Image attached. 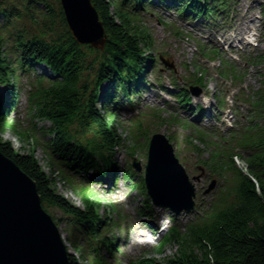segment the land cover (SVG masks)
I'll return each instance as SVG.
<instances>
[{
	"label": "trees",
	"instance_id": "trees-1",
	"mask_svg": "<svg viewBox=\"0 0 264 264\" xmlns=\"http://www.w3.org/2000/svg\"><path fill=\"white\" fill-rule=\"evenodd\" d=\"M15 1L0 6V84L8 88L4 100L0 96V134L12 129L22 141L30 142L31 138L34 145L38 141L32 132H20L9 116L17 106L20 88L16 85L25 77L30 85L29 108L37 119L50 122L42 132L49 139L41 143L53 160L63 164L61 181L75 186V193L85 198V207H76L54 189V177L42 169L33 152L21 153L1 136L0 151L37 183L43 207H57L70 218L69 239L80 256L69 254V264H113L111 259L117 258L120 248L111 226L121 227L122 215L118 221L100 216L98 209L103 202L91 201L92 187L80 185L75 179L89 173L104 177L115 166V151L126 144L118 132L121 122L112 105L121 97L132 105L143 73L158 59L151 55L154 41L147 28L140 25L141 13L157 2L174 7L182 16L209 19L208 27H212L234 0H92L107 33L103 50L75 41L60 0ZM261 6L264 15V3ZM24 18L36 25L34 31L23 26ZM217 53L213 52L215 56ZM252 60L264 62V55ZM38 64H44L53 76L38 75ZM223 65L222 76L234 80L242 77L233 64L224 61ZM197 70L190 82L204 86L205 73ZM104 83H110V87L102 100L100 89ZM177 99L180 104L190 101L186 88L180 90ZM256 99L252 102L254 109L264 112V96L257 95ZM258 116L261 126L257 122L236 132L228 147L210 161V168L221 171L232 183L220 200L222 204L216 202L205 210L196 223L187 226L186 234L174 219L164 242L143 252L131 264H161L153 255L164 254L166 247L174 243L180 245V250L168 264H264V114ZM143 121L139 117L129 127L137 132L136 137L148 142ZM199 135L206 143L203 134ZM191 140L190 145L194 144ZM139 145L131 146L133 155ZM193 147L201 156L200 146ZM237 149L248 156L235 152ZM235 156L246 161V173L236 167ZM122 171L125 180L130 181L128 186L146 197L144 204L149 209L143 178L134 171L131 161ZM111 210L115 211L116 206Z\"/></svg>",
	"mask_w": 264,
	"mask_h": 264
},
{
	"label": "rangeland",
	"instance_id": "rangeland-1",
	"mask_svg": "<svg viewBox=\"0 0 264 264\" xmlns=\"http://www.w3.org/2000/svg\"><path fill=\"white\" fill-rule=\"evenodd\" d=\"M14 1L0 0V6ZM262 2L263 0H234L230 10L223 15V18L215 22L217 27H208L209 19L196 18L192 15L182 16L177 13L174 7L161 6L158 3H152L147 7V10L142 11L140 25L147 28L152 35L154 47L150 52L153 58L158 59L151 62V65L149 64L143 73L141 88L135 97L134 106L131 107L130 103L128 104L126 101L119 102L121 105L119 109L121 125L118 127V132L122 138L126 139V144L115 151L116 167L107 175L98 177L89 173L85 176H77L75 179L76 183L80 185H90L95 188L97 190L95 193L100 199L117 202L116 204L108 203L99 206L98 214L100 216L115 218L119 211L122 210L123 212L124 219L121 229L126 235L120 241V261L113 259L114 264H130L129 259L140 249L139 227L148 219L143 217L141 212L151 211V209L144 208V198L140 192L126 191L127 182L123 180L118 185L119 191L116 195H107L108 189H112L111 185H113V177L110 174H118L119 177H122V168L133 158L139 160L142 166L147 161L148 142L141 136L136 137L134 133L137 132L129 127L133 117L144 116L142 117L144 129L148 132L149 138L154 134H162L170 141L176 157L185 168L189 180L195 187L196 208L192 212H181L176 215L171 210L152 205L154 216L159 223L162 221L164 223L166 219L175 215L183 227L182 232L186 234V225L194 224L196 218L202 216L204 211L216 202L221 203L220 200L225 191L232 185L229 178L225 179L226 175L220 173L221 171L216 172L209 167L213 152L223 151V147L220 145L227 144L226 140L230 137V129L226 131V127L216 118L219 114L223 121L224 118L227 119L232 114L234 118L230 123L235 130L243 126L244 129H247L256 122L261 126L260 122L262 121H260L258 113L264 114V112L254 109L251 102L257 100V95L264 96V62L258 60L254 62L250 59L264 55ZM38 4L40 8H43L41 3L38 2ZM2 18L0 17V20L3 21ZM21 21L28 30L34 31L33 28L36 25L31 24L30 20L24 18ZM246 37L252 41L256 38L259 43L258 46L241 44ZM237 41H239L237 48H230V44L237 43ZM212 50L221 52L220 57L216 60H214L215 56L212 55ZM160 56L172 63L174 68H167L159 60ZM222 60L234 63L243 76L235 80L231 76H222L221 71L224 67L221 63ZM196 66H199L200 69L197 70ZM203 69L205 70L203 93L199 97L191 96V103L181 105L176 96L179 89L175 87H187L196 70L201 72ZM35 70L44 72V68L40 65H37ZM173 84L175 87H172ZM162 86L164 88H161ZM109 87L110 83L102 85L100 89L102 100ZM16 88H20L17 106L9 112L12 124L16 125L20 132H32L31 135L38 141L37 143L34 142L35 145L31 138L30 142H26V139L22 141L19 134H16L12 129L0 134L2 140L8 141L15 150L21 153L33 152L42 169L49 176L54 177V189L76 207L84 208L85 205L73 197L76 191L75 186L73 187L71 182L60 179L63 164L58 160H53L45 149V145L41 143L49 139L42 132L43 127L48 128L50 126V122L37 119L34 116V111L29 108L27 91L30 85L27 83V78L22 77ZM7 93L8 88L0 84L2 100L7 96ZM221 99H224L223 103H220ZM102 100L100 106L103 105ZM200 109L201 112H199ZM225 109H229L232 113L224 111ZM218 125L222 126V129L217 128ZM199 134H203V137L209 134L205 138V144L201 141ZM190 140L194 144L190 145ZM137 143L142 145L135 147L133 155L131 146ZM196 144L203 151L201 156L196 153L193 147ZM239 151L242 150L237 149L235 152ZM243 155L247 156V153L244 152ZM206 161H208L209 166L204 165ZM235 165L237 168L243 169L245 173L247 172L248 165L241 157L235 158ZM201 169L205 170L204 174H202ZM76 175L74 173L73 176ZM211 185L214 186L213 189H210ZM233 200L234 196L231 194L230 202ZM112 205L120 208L113 212L111 210ZM44 209L59 227L68 253L79 258L80 253L69 239L68 220L70 218L57 207L46 205ZM133 224L134 227L132 228ZM121 229L111 226V231L117 235L121 233ZM179 250L180 245L174 243L166 247L164 254H154L153 258L158 263L168 264L171 259L178 255Z\"/></svg>",
	"mask_w": 264,
	"mask_h": 264
},
{
	"label": "water",
	"instance_id": "water-1",
	"mask_svg": "<svg viewBox=\"0 0 264 264\" xmlns=\"http://www.w3.org/2000/svg\"><path fill=\"white\" fill-rule=\"evenodd\" d=\"M60 4L75 41L103 50L107 33L92 0H60ZM190 89L194 95L202 92L198 87ZM133 166L138 172L143 169L135 158ZM144 167L146 192L153 205L174 212L195 208V187L164 135L152 136ZM0 264H69L63 237L43 207L37 183L1 151Z\"/></svg>",
	"mask_w": 264,
	"mask_h": 264
},
{
	"label": "bare ground",
	"instance_id": "bare-ground-1",
	"mask_svg": "<svg viewBox=\"0 0 264 264\" xmlns=\"http://www.w3.org/2000/svg\"><path fill=\"white\" fill-rule=\"evenodd\" d=\"M46 75H47L48 77H51V76H53V75L51 74V72H50V71H49V72H48V74H46ZM141 237H142V236H141V234H139V238H140V239H141Z\"/></svg>",
	"mask_w": 264,
	"mask_h": 264
}]
</instances>
